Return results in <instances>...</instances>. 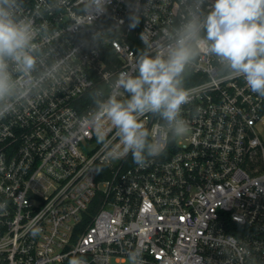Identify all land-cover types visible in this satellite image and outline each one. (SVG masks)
Returning a JSON list of instances; mask_svg holds the SVG:
<instances>
[{"label":"built area","instance_id":"built-area-1","mask_svg":"<svg viewBox=\"0 0 264 264\" xmlns=\"http://www.w3.org/2000/svg\"><path fill=\"white\" fill-rule=\"evenodd\" d=\"M86 2L23 0L36 65L13 72L28 94L0 119V264H264V98L201 54L183 77L189 132L137 165L102 114L89 118L128 99L119 73L165 53L187 3L109 0L92 15ZM141 120L162 131L158 115Z\"/></svg>","mask_w":264,"mask_h":264},{"label":"clouds","instance_id":"clouds-1","mask_svg":"<svg viewBox=\"0 0 264 264\" xmlns=\"http://www.w3.org/2000/svg\"><path fill=\"white\" fill-rule=\"evenodd\" d=\"M109 0H87L83 11L99 15ZM183 21L166 34L169 43L164 54L144 52L135 61V73L121 72L113 84L128 99L110 95L97 101L98 112L89 118L94 125L96 115L106 118L120 140L122 155L132 156L144 167L163 155L170 143L189 132L184 106L191 103L190 91L183 87L186 69L201 54L216 58V65L227 79L243 78L252 93L264 98V0H186ZM208 3L207 9L205 4ZM23 0H0V119L15 111L14 101L28 94L21 89L13 72L30 74L36 65L33 53L32 23L21 16ZM135 20V17H133ZM133 26H135L133 24ZM218 75L213 66L211 76ZM158 115L164 122L155 136L141 118ZM7 204L0 203V212ZM40 229L33 228L32 235ZM132 264H140L138 254H130ZM69 264H87L73 256Z\"/></svg>","mask_w":264,"mask_h":264}]
</instances>
